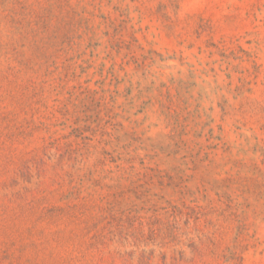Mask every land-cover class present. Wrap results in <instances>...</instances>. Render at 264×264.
<instances>
[{
	"label": "rangeland",
	"instance_id": "1",
	"mask_svg": "<svg viewBox=\"0 0 264 264\" xmlns=\"http://www.w3.org/2000/svg\"><path fill=\"white\" fill-rule=\"evenodd\" d=\"M0 264H264V0H0Z\"/></svg>",
	"mask_w": 264,
	"mask_h": 264
}]
</instances>
